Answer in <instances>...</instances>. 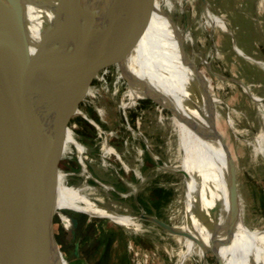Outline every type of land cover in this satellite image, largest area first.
Returning a JSON list of instances; mask_svg holds the SVG:
<instances>
[{"label": "rangeland", "instance_id": "374dc122", "mask_svg": "<svg viewBox=\"0 0 264 264\" xmlns=\"http://www.w3.org/2000/svg\"><path fill=\"white\" fill-rule=\"evenodd\" d=\"M150 1L153 6L160 4L155 12L160 13L156 18L157 26L190 72L187 76L190 87L187 88H191L193 80L204 94L206 90L210 94L208 97L211 96V113L207 110L206 95L201 94L197 102L208 115V119L199 121V127L214 144L212 153L216 152V158L215 163L212 160V170L221 180L216 179V185L222 192L225 190L230 202L229 174L237 195L238 219L250 228L264 229V72L252 61V58L264 60V50L257 53L253 45L254 27L258 32L259 23L264 26L260 0ZM166 16L176 30L168 27ZM35 17L39 21L42 19L39 26L43 28L42 11ZM15 21V26H20L19 20ZM141 46L159 67L168 70L158 50L151 51L144 43ZM112 72L111 68L106 72L109 83L115 78ZM199 72L209 79L210 86L199 81ZM100 88L97 83L92 84L95 96H88L91 107L87 106V111L106 129L115 128L120 121L130 125L138 132L137 144L143 149V157L138 159L135 152L117 138L113 139L114 147L117 150L124 146L121 156L127 167L115 153L101 154L91 125L79 118L76 121L81 126L76 129V136L91 160L83 159L82 164L72 148L62 155L58 169L64 174L67 186L85 187L91 201L119 214L131 215L138 229L123 227L104 217L58 209L53 215L56 239L69 264H173L170 250L175 248L174 242L162 236L161 227L138 215L170 222L169 209L173 206L174 194L166 185L175 178L168 173L155 175L153 171L164 163L174 164L184 153L176 121L174 119L173 123L161 112H156L154 94L138 99L135 109L129 112L127 107L119 109L118 99ZM140 110L144 111L139 122ZM214 132L217 138L211 137ZM178 140L183 153L178 149ZM189 168L194 170L195 163ZM133 187L137 188L134 192ZM208 257L211 264H217L210 252ZM185 264L196 262L188 260Z\"/></svg>", "mask_w": 264, "mask_h": 264}, {"label": "bare ground", "instance_id": "6f19581e", "mask_svg": "<svg viewBox=\"0 0 264 264\" xmlns=\"http://www.w3.org/2000/svg\"><path fill=\"white\" fill-rule=\"evenodd\" d=\"M97 1L91 6H97L100 14L106 2ZM144 2L149 13L148 27L143 37L140 40L116 37L94 73L88 91H79L61 98L41 110L38 122L17 159L11 164L6 184L7 224L13 231L31 232L34 228L40 229L43 223V200L49 183L53 182L56 186L53 203L59 209L104 217L123 227L138 229L131 215L119 214L98 206L91 201L85 187L67 186L64 174L59 169L53 172L54 163H57L58 168L62 155L72 148L82 164L83 159L91 160L87 155L88 151L76 136V129L81 126L80 122L77 123L79 118L85 119L91 125L101 154L115 153L126 168L121 156L124 146H119L117 150L114 147L116 142L113 139L117 138L127 144L138 159L143 157V149L137 144L138 132L130 125L120 121L116 129H106L87 111V106L91 107L88 96H95L91 86L97 83L105 93L118 99L121 103L119 109L125 110L127 107L129 112L135 109L138 99H147L154 94L156 97L153 99V106L156 112H161V115L168 117L173 123L174 119L176 121L178 135L184 144V153L178 140V149L183 153L179 160L172 165L164 163L153 171L155 175L168 173L175 178L166 185L173 189L174 194L171 203L173 206L169 209L170 222L163 224L162 228L157 224L158 219L155 216L146 215L143 218L161 227L162 236L174 242L175 248L170 250L171 256H174L173 264H185L188 260H195L196 264H211L208 260L209 252L217 264H264V229L250 228L240 219L233 223L231 230L227 229L230 202L225 190L222 188V192L215 182L218 175L212 170V160L216 158V152L212 153L213 141L199 127L200 120L208 119V115H205L197 102L202 96H197L192 88H187V76L190 72L167 44L157 26L156 18L160 13L155 12L160 4L153 6L150 0ZM58 6L59 0H0L1 74L9 71L26 43L29 44L27 48L30 51H35L46 25L56 16ZM259 6L264 9V0L259 1ZM41 11L44 14L43 28L39 26L42 19L39 21L35 17ZM15 20H19L20 26H15ZM166 20L168 27L176 30L169 16H166ZM19 37L21 38L16 42ZM142 43L151 51H159L168 66L167 71L159 67L153 57L147 56ZM109 68L114 72L112 83L106 78ZM197 78L210 86L209 79L202 72L197 74ZM253 98L259 99L255 96ZM169 108L174 115L168 113ZM143 111L138 112L139 122ZM117 130H120L118 134ZM13 149H16V145ZM193 162L194 170L189 168ZM136 190L133 187L132 191ZM6 246L17 264H46V256L52 255L50 249L34 246L26 241L11 240Z\"/></svg>", "mask_w": 264, "mask_h": 264}, {"label": "water", "instance_id": "95a60500", "mask_svg": "<svg viewBox=\"0 0 264 264\" xmlns=\"http://www.w3.org/2000/svg\"><path fill=\"white\" fill-rule=\"evenodd\" d=\"M103 1L106 3L99 14L97 6H91L97 0H59V10L46 25L35 51L25 49L7 73H0V264H17L6 246L11 240L50 249L52 255L46 256V264H69L54 231L53 215L59 209L53 203L55 184L49 183L43 200L42 227H33L31 232L13 231L7 224L6 184L11 164L38 122L41 110L61 98L88 91L94 73L116 37L140 40L146 32L149 9L144 0ZM191 88L197 96L210 95L206 90L204 94L193 80ZM210 97L206 99L211 113ZM210 122L213 127L211 119ZM211 137L217 138L216 133ZM57 169L54 163L53 172ZM227 185L230 199L227 229L231 230L239 210L229 174ZM157 221L162 228L166 224Z\"/></svg>", "mask_w": 264, "mask_h": 264}, {"label": "crops", "instance_id": "0c3cea01", "mask_svg": "<svg viewBox=\"0 0 264 264\" xmlns=\"http://www.w3.org/2000/svg\"><path fill=\"white\" fill-rule=\"evenodd\" d=\"M258 26H259L258 32L256 31V28L254 27L253 38L255 41L253 42V45L255 47V51H257V53L258 52L261 53L262 52L261 49L264 50V26L260 25V23ZM256 39H257V44H255ZM252 61L258 63L259 67L264 72V60L262 61L260 59L252 58Z\"/></svg>", "mask_w": 264, "mask_h": 264}]
</instances>
